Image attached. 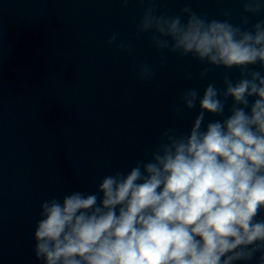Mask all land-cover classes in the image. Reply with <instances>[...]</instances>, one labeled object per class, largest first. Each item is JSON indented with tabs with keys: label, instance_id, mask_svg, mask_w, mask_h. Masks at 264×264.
I'll return each mask as SVG.
<instances>
[{
	"label": "clouds",
	"instance_id": "9594fccd",
	"mask_svg": "<svg viewBox=\"0 0 264 264\" xmlns=\"http://www.w3.org/2000/svg\"><path fill=\"white\" fill-rule=\"evenodd\" d=\"M126 6L129 0H120ZM137 35L161 54L203 65L184 89L173 117L196 110L184 131L169 127L129 169L103 176L92 192L71 191L39 205L33 232L37 264H264V0H238L208 18L189 5L178 14L140 0ZM119 52L126 41L106 40ZM163 63V61H162ZM237 72L236 78L228 73ZM148 82L147 63L136 69ZM187 79H193L191 73ZM215 117V119H210Z\"/></svg>",
	"mask_w": 264,
	"mask_h": 264
},
{
	"label": "water",
	"instance_id": "95a60500",
	"mask_svg": "<svg viewBox=\"0 0 264 264\" xmlns=\"http://www.w3.org/2000/svg\"><path fill=\"white\" fill-rule=\"evenodd\" d=\"M186 4L210 19L230 12L238 23L241 15L238 0H158L157 7L171 15ZM144 6L0 0V264H37L32 237L43 200L92 192L103 176L126 171L162 131L191 126L196 110L179 119L170 111L184 89L202 92L213 80L222 87L223 69L198 79L203 65L161 54L148 34L137 35ZM112 33L129 51L106 44ZM141 63L153 68V80L137 79Z\"/></svg>",
	"mask_w": 264,
	"mask_h": 264
}]
</instances>
